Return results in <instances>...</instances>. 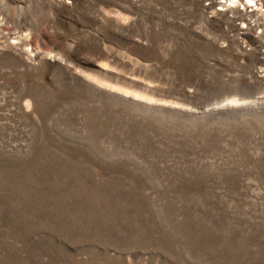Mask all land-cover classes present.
Masks as SVG:
<instances>
[{
    "label": "rangeland",
    "instance_id": "374dc122",
    "mask_svg": "<svg viewBox=\"0 0 264 264\" xmlns=\"http://www.w3.org/2000/svg\"><path fill=\"white\" fill-rule=\"evenodd\" d=\"M225 1L0 0V264H264V0Z\"/></svg>",
    "mask_w": 264,
    "mask_h": 264
},
{
    "label": "bare ground",
    "instance_id": "6f19581e",
    "mask_svg": "<svg viewBox=\"0 0 264 264\" xmlns=\"http://www.w3.org/2000/svg\"><path fill=\"white\" fill-rule=\"evenodd\" d=\"M241 1L242 0H227V1L223 2V3L226 4L223 7H226V6L235 7L237 4H241V3H242L241 6L243 5L244 9H249V8H254V7H258L259 6L256 0H247V1L243 0V2H241ZM254 10L255 9H253L252 11H254Z\"/></svg>",
    "mask_w": 264,
    "mask_h": 264
}]
</instances>
